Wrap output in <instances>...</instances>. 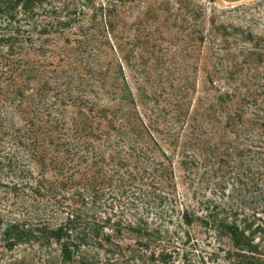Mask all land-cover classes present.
Here are the masks:
<instances>
[{
    "label": "trees",
    "instance_id": "trees-1",
    "mask_svg": "<svg viewBox=\"0 0 264 264\" xmlns=\"http://www.w3.org/2000/svg\"><path fill=\"white\" fill-rule=\"evenodd\" d=\"M88 1L0 0V264H264V115L222 94L228 132H169V154L142 57L111 43L122 1Z\"/></svg>",
    "mask_w": 264,
    "mask_h": 264
},
{
    "label": "rangeland",
    "instance_id": "rangeland-1",
    "mask_svg": "<svg viewBox=\"0 0 264 264\" xmlns=\"http://www.w3.org/2000/svg\"><path fill=\"white\" fill-rule=\"evenodd\" d=\"M63 1L71 11L85 2ZM121 1L111 43L142 57L138 63L145 74L136 75L134 64H128L126 76L140 115L154 124L169 154L173 148L164 142L169 132L186 139L228 132L220 117L232 105L217 101L222 94L232 96L248 117L264 115V0ZM88 2L86 18L103 3L107 8L106 0ZM202 37L206 40H198ZM102 47L110 50L112 44ZM177 160L179 194L185 200L191 192ZM212 248L206 247L209 255ZM211 259L208 264H227L222 256Z\"/></svg>",
    "mask_w": 264,
    "mask_h": 264
}]
</instances>
